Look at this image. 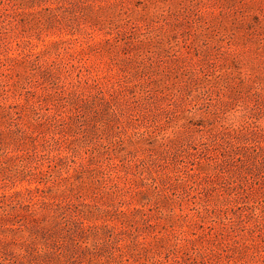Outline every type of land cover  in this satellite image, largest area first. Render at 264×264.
Listing matches in <instances>:
<instances>
[{"label":"rangeland","instance_id":"1","mask_svg":"<svg viewBox=\"0 0 264 264\" xmlns=\"http://www.w3.org/2000/svg\"><path fill=\"white\" fill-rule=\"evenodd\" d=\"M0 264H264V0H0Z\"/></svg>","mask_w":264,"mask_h":264}]
</instances>
